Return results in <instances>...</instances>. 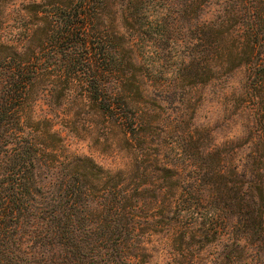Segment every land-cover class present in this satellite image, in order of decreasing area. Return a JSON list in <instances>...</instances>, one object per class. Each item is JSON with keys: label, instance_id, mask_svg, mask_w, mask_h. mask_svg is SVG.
<instances>
[{"label": "trees", "instance_id": "1", "mask_svg": "<svg viewBox=\"0 0 264 264\" xmlns=\"http://www.w3.org/2000/svg\"><path fill=\"white\" fill-rule=\"evenodd\" d=\"M210 1L0 0V264L139 263L130 249L143 184H157L156 200L169 194L168 219L176 224L195 220L202 209L212 219L228 210L245 235L261 225L264 0H218L221 13L203 22L201 41L194 43L185 71L189 82L206 83L244 65V100L261 110L259 128L242 145L248 148L245 163L219 164L196 197L190 187L199 178L180 183L175 163L159 159L153 160L156 182L140 177L129 189L127 169H104L92 157L68 151L51 115L34 111L39 95L60 103L76 86L104 127H115L127 143L145 141L137 114L140 65L127 31L139 35L162 21L169 29L173 12L196 27ZM176 233L183 246L184 233Z\"/></svg>", "mask_w": 264, "mask_h": 264}, {"label": "rangeland", "instance_id": "2", "mask_svg": "<svg viewBox=\"0 0 264 264\" xmlns=\"http://www.w3.org/2000/svg\"><path fill=\"white\" fill-rule=\"evenodd\" d=\"M223 5L211 0L203 6L196 27L194 20L173 12L169 29L162 21L153 31L139 35L127 31L140 65L143 98L137 104V114L140 129L147 133L145 141L127 143L115 127H104L81 100L76 86L60 103L46 94L39 95L35 114L51 115L68 151L90 156L104 169H127L131 177L124 185L129 189L140 177L155 183L158 172L153 169V160L159 159L175 163L180 183L191 176L199 178L190 187L196 197L204 192L205 183L219 164L231 168L245 163L248 148L242 145L259 128L261 110L244 100L247 67L241 65L199 84L189 82L185 72L191 66L194 43L201 41L203 22L217 19ZM173 7L178 8V4ZM143 185L147 190L136 209L139 216L134 247L130 249L138 253L137 264H264V221L254 225L252 234L245 235V226L229 219L232 213L228 210L218 211L212 219L201 209L195 220L187 217L176 224L168 219L173 215L167 207L169 194L156 200L151 195L158 191L157 184ZM261 209L264 211V207ZM176 232L184 233L183 246Z\"/></svg>", "mask_w": 264, "mask_h": 264}]
</instances>
